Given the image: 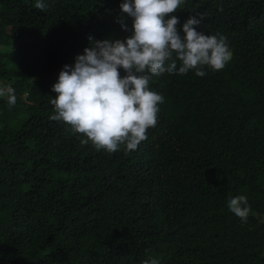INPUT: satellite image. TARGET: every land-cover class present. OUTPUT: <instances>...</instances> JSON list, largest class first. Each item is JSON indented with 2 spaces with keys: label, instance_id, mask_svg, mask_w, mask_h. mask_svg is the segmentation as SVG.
<instances>
[{
  "label": "trees",
  "instance_id": "1",
  "mask_svg": "<svg viewBox=\"0 0 264 264\" xmlns=\"http://www.w3.org/2000/svg\"><path fill=\"white\" fill-rule=\"evenodd\" d=\"M0 0V264H264V0H184L177 31L220 34L233 57L204 77L153 76L164 97L129 152L50 120L63 66L124 40L122 0ZM222 9V11H221ZM179 67V61H177ZM121 77L125 75L120 70ZM246 195V223L227 208Z\"/></svg>",
  "mask_w": 264,
  "mask_h": 264
},
{
  "label": "clouds",
  "instance_id": "2",
  "mask_svg": "<svg viewBox=\"0 0 264 264\" xmlns=\"http://www.w3.org/2000/svg\"><path fill=\"white\" fill-rule=\"evenodd\" d=\"M183 2L122 0L117 22L128 31L126 18H131V35L115 41L88 37L91 46L75 58L73 66H63L52 86L56 97L49 102L55 114L49 119L82 134L86 138L81 144L91 143L97 151L114 153L121 145L129 152L136 151L148 139L147 130L156 126L159 105L164 101L150 88L153 76L195 70L197 77H204V66L219 71L233 57L225 36L196 30L203 16L190 17L182 26L181 36L176 27L179 19L170 14ZM33 6L40 11L46 7L42 0H35ZM5 97L9 107L15 106V89L2 84L0 98ZM227 208L242 223L251 213L246 195L230 197ZM142 264L160 261L150 257Z\"/></svg>",
  "mask_w": 264,
  "mask_h": 264
},
{
  "label": "rangeland",
  "instance_id": "3",
  "mask_svg": "<svg viewBox=\"0 0 264 264\" xmlns=\"http://www.w3.org/2000/svg\"><path fill=\"white\" fill-rule=\"evenodd\" d=\"M0 48L4 49V47H0Z\"/></svg>",
  "mask_w": 264,
  "mask_h": 264
}]
</instances>
